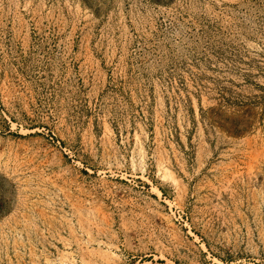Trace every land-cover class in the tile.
<instances>
[{"label":"rangeland","instance_id":"374dc122","mask_svg":"<svg viewBox=\"0 0 264 264\" xmlns=\"http://www.w3.org/2000/svg\"><path fill=\"white\" fill-rule=\"evenodd\" d=\"M0 264H264V0H0Z\"/></svg>","mask_w":264,"mask_h":264}]
</instances>
